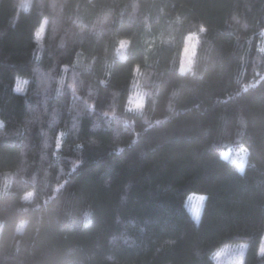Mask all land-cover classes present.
Returning a JSON list of instances; mask_svg holds the SVG:
<instances>
[{
	"label": "trees",
	"instance_id": "1",
	"mask_svg": "<svg viewBox=\"0 0 264 264\" xmlns=\"http://www.w3.org/2000/svg\"><path fill=\"white\" fill-rule=\"evenodd\" d=\"M21 2L0 0V264H215L238 242L264 264V0Z\"/></svg>",
	"mask_w": 264,
	"mask_h": 264
},
{
	"label": "rangeland",
	"instance_id": "2",
	"mask_svg": "<svg viewBox=\"0 0 264 264\" xmlns=\"http://www.w3.org/2000/svg\"><path fill=\"white\" fill-rule=\"evenodd\" d=\"M29 0H22V5H27ZM45 24L43 23L39 30L36 33L37 36V42L38 44L41 42V38L43 35ZM198 42V36L195 33L188 34L184 39V45L180 57V63L178 71L180 73L187 72L191 64L193 62L195 49ZM25 80L21 78L16 79L15 83V89L19 92H22L25 87ZM144 95L143 93L138 89V87L134 85V88L132 87V91L130 93V96L128 98L127 102V108L129 110H139L143 103ZM230 149L223 153V157L227 158L230 154ZM238 160H237V166L240 171H242L243 166L246 161V153L245 150L242 148H239L237 150ZM204 203V197L199 194H190L186 199V209L192 216L193 220L197 221L200 217L202 206ZM24 226V222H20L17 226V231H21ZM246 248V242H238V243H232L227 244L225 246H222L219 248L214 254L213 259L215 264H225V262H230V264H238V262L242 261V256L244 255ZM259 253L264 254V236L263 240L261 241L260 247H259Z\"/></svg>",
	"mask_w": 264,
	"mask_h": 264
},
{
	"label": "clouds",
	"instance_id": "3",
	"mask_svg": "<svg viewBox=\"0 0 264 264\" xmlns=\"http://www.w3.org/2000/svg\"><path fill=\"white\" fill-rule=\"evenodd\" d=\"M23 7H27L26 5H22ZM117 53L118 55L120 56V59H126V57L123 55V53L120 52L119 49H117ZM89 214L88 213H85V216H88ZM225 264H230V262H225ZM238 264H242V262H238Z\"/></svg>",
	"mask_w": 264,
	"mask_h": 264
},
{
	"label": "bare ground",
	"instance_id": "4",
	"mask_svg": "<svg viewBox=\"0 0 264 264\" xmlns=\"http://www.w3.org/2000/svg\"><path fill=\"white\" fill-rule=\"evenodd\" d=\"M36 40H37V36H36Z\"/></svg>",
	"mask_w": 264,
	"mask_h": 264
}]
</instances>
